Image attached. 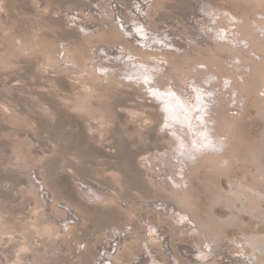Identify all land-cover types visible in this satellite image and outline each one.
I'll list each match as a JSON object with an SVG mask.
<instances>
[{"label": "rangeland", "instance_id": "374dc122", "mask_svg": "<svg viewBox=\"0 0 264 264\" xmlns=\"http://www.w3.org/2000/svg\"><path fill=\"white\" fill-rule=\"evenodd\" d=\"M0 264H264V0H0Z\"/></svg>", "mask_w": 264, "mask_h": 264}]
</instances>
